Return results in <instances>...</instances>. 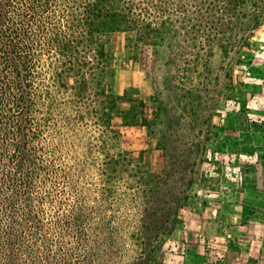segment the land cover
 Listing matches in <instances>:
<instances>
[{
    "label": "rangeland",
    "instance_id": "obj_1",
    "mask_svg": "<svg viewBox=\"0 0 264 264\" xmlns=\"http://www.w3.org/2000/svg\"><path fill=\"white\" fill-rule=\"evenodd\" d=\"M163 1L166 13L149 16L165 24L162 40L136 60L124 35L111 44L122 99L105 120L117 140L92 124L72 135L73 156L90 188L113 190L115 264H264V24L253 29L254 8L241 4L230 20L224 0L212 20L196 0ZM192 18L217 40L192 42ZM95 135L119 162L107 184Z\"/></svg>",
    "mask_w": 264,
    "mask_h": 264
},
{
    "label": "trees",
    "instance_id": "obj_2",
    "mask_svg": "<svg viewBox=\"0 0 264 264\" xmlns=\"http://www.w3.org/2000/svg\"><path fill=\"white\" fill-rule=\"evenodd\" d=\"M165 4L0 0V264H115L118 227L105 212L113 190L88 186L72 135L92 124L99 133L101 123L117 140L105 120L122 99L112 91V41L124 35L126 50L138 59L164 37L165 24L149 16L166 13ZM238 4L254 8L253 29L264 24V0H224L230 20ZM218 5L196 0V13L212 20ZM191 21L192 42L197 33L205 42L217 40L211 28ZM95 136L90 150L104 154L107 184L119 162Z\"/></svg>",
    "mask_w": 264,
    "mask_h": 264
}]
</instances>
